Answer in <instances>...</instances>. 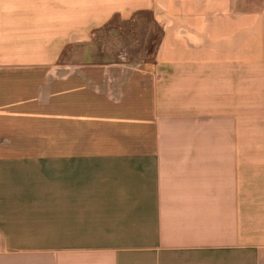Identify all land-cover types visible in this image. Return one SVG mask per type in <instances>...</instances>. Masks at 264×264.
I'll use <instances>...</instances> for the list:
<instances>
[{"label":"crops","instance_id":"crops-1","mask_svg":"<svg viewBox=\"0 0 264 264\" xmlns=\"http://www.w3.org/2000/svg\"><path fill=\"white\" fill-rule=\"evenodd\" d=\"M0 264H264V0H0Z\"/></svg>","mask_w":264,"mask_h":264},{"label":"rangeland","instance_id":"rangeland-1","mask_svg":"<svg viewBox=\"0 0 264 264\" xmlns=\"http://www.w3.org/2000/svg\"><path fill=\"white\" fill-rule=\"evenodd\" d=\"M157 38L158 32L155 29L152 31L137 29L136 31H132V33L125 31V34L120 36H117V34L113 32H106L100 37L101 47L105 49L100 53L102 56L100 58L104 60H114L120 55H125L126 58L133 62L144 60L151 57L153 53L151 48L156 43ZM123 47L128 48V52H120ZM146 49H148V51ZM94 56L95 57L91 56V59L96 60L99 58L96 53Z\"/></svg>","mask_w":264,"mask_h":264}]
</instances>
